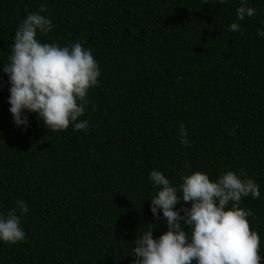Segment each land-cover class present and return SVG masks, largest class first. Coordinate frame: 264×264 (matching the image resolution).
Segmentation results:
<instances>
[{"label": "trees", "instance_id": "1", "mask_svg": "<svg viewBox=\"0 0 264 264\" xmlns=\"http://www.w3.org/2000/svg\"><path fill=\"white\" fill-rule=\"evenodd\" d=\"M241 0H0V213L23 200L25 240L0 242V264H133L134 240L154 219L152 170L178 189L199 171L250 178L242 198L264 264V0L236 18ZM52 22L42 42H80L99 64L79 120L86 131H47L36 114L14 125L3 73L18 24L38 12ZM241 25L238 32L229 26ZM93 106L95 110H93ZM188 146L181 143L180 125ZM238 127H234L237 126ZM235 131V135L232 132ZM189 204H178L175 209ZM231 207V204L228 205ZM185 230H187L185 228ZM194 264V262H193Z\"/></svg>", "mask_w": 264, "mask_h": 264}, {"label": "clouds", "instance_id": "2", "mask_svg": "<svg viewBox=\"0 0 264 264\" xmlns=\"http://www.w3.org/2000/svg\"><path fill=\"white\" fill-rule=\"evenodd\" d=\"M209 3L225 0H204ZM47 10L41 4L15 30L8 63L2 69L10 84L9 112L14 125L23 126L22 131L29 125L27 113L36 114L47 131L63 132L70 125L73 131H86L89 122L79 118L90 104L89 90L99 84V64L92 49L79 41L60 46L37 38L38 33L43 36L52 30L51 20L40 14ZM255 14L256 9L241 0L237 20ZM240 29L236 22L229 26L233 33ZM257 35L264 37V30L258 29ZM186 136L181 124V143L188 146ZM244 175L243 170L239 175L227 171L215 181L199 171L182 175L178 194L162 172L152 170L149 180L158 190L150 199V212L154 219L162 213L167 231L154 238L153 225H146L133 242V264H261L260 236L247 219L255 214L239 207L242 198L258 199L260 191L252 179H242ZM182 202L190 207L174 210ZM28 212L27 204L17 200L14 208L0 213V242L15 245L25 240L20 225Z\"/></svg>", "mask_w": 264, "mask_h": 264}]
</instances>
